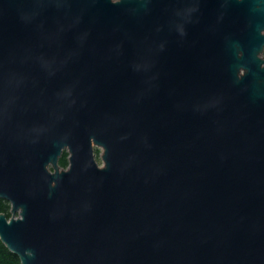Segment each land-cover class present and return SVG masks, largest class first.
Returning a JSON list of instances; mask_svg holds the SVG:
<instances>
[{"label":"water","instance_id":"obj_1","mask_svg":"<svg viewBox=\"0 0 264 264\" xmlns=\"http://www.w3.org/2000/svg\"><path fill=\"white\" fill-rule=\"evenodd\" d=\"M0 198L21 264H264V0H0Z\"/></svg>","mask_w":264,"mask_h":264},{"label":"trees","instance_id":"obj_2","mask_svg":"<svg viewBox=\"0 0 264 264\" xmlns=\"http://www.w3.org/2000/svg\"><path fill=\"white\" fill-rule=\"evenodd\" d=\"M66 167L67 162H62ZM10 204L8 201L0 198V213L4 212L8 217L11 216ZM0 264H21L19 257L10 251L0 239Z\"/></svg>","mask_w":264,"mask_h":264},{"label":"rangeland","instance_id":"obj_3","mask_svg":"<svg viewBox=\"0 0 264 264\" xmlns=\"http://www.w3.org/2000/svg\"><path fill=\"white\" fill-rule=\"evenodd\" d=\"M102 153H103V149L101 147H95L94 148V154H95V159L97 161V163L102 166L103 165V160H102ZM65 155H69L67 152ZM66 160L68 161V156H66ZM69 164V161L67 162ZM67 164V165H68ZM63 169H65V167H63ZM67 169V168H66Z\"/></svg>","mask_w":264,"mask_h":264},{"label":"flooded vegetation","instance_id":"obj_4","mask_svg":"<svg viewBox=\"0 0 264 264\" xmlns=\"http://www.w3.org/2000/svg\"><path fill=\"white\" fill-rule=\"evenodd\" d=\"M66 152L68 153L67 150H65V151L63 152L62 156L59 158V161H58V163H59V165H60L61 168L64 167V166L62 165V162H68V161H69V155H65ZM68 154H69V153H68ZM66 156H68V161L66 160ZM67 164H68V163H67ZM68 166H69V164L66 165L65 169L68 168Z\"/></svg>","mask_w":264,"mask_h":264}]
</instances>
